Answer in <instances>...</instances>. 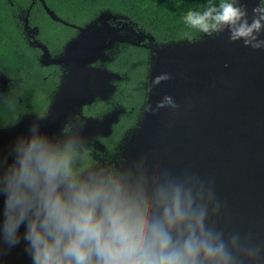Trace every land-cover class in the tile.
Returning a JSON list of instances; mask_svg holds the SVG:
<instances>
[{"label":"clouds","instance_id":"9594fccd","mask_svg":"<svg viewBox=\"0 0 264 264\" xmlns=\"http://www.w3.org/2000/svg\"><path fill=\"white\" fill-rule=\"evenodd\" d=\"M204 38L264 50V6L251 16L243 0H218L183 16ZM170 79L154 78L148 91ZM179 106L164 96L155 109ZM32 120L0 156V256L23 241L31 264H264V241L221 223L214 181L169 170L164 153L84 163L92 143L87 122L69 114L58 133ZM21 229L23 232L21 234Z\"/></svg>","mask_w":264,"mask_h":264},{"label":"flooded vegetation","instance_id":"af4514ba","mask_svg":"<svg viewBox=\"0 0 264 264\" xmlns=\"http://www.w3.org/2000/svg\"><path fill=\"white\" fill-rule=\"evenodd\" d=\"M175 1L0 0V128L45 116L58 96L63 118L87 122L84 163L110 162L144 118L157 52L202 35L160 12Z\"/></svg>","mask_w":264,"mask_h":264},{"label":"water","instance_id":"95a60500","mask_svg":"<svg viewBox=\"0 0 264 264\" xmlns=\"http://www.w3.org/2000/svg\"><path fill=\"white\" fill-rule=\"evenodd\" d=\"M243 2L250 16L257 4L264 6V0ZM160 75L170 79L150 93L147 89L146 104L155 109L169 96L179 107L144 112L139 128L125 138V155L164 153L169 170L189 169L211 178L223 204L221 223L251 229L264 241V50L245 48L242 41L228 43L226 32L217 39L202 35L163 46L152 62L148 84ZM60 106L56 96L42 129L49 135L58 133L65 120ZM35 118L0 128V156L8 154L17 137L27 135ZM2 204L0 197V210ZM24 247L21 241L7 250L0 264H31Z\"/></svg>","mask_w":264,"mask_h":264},{"label":"trees","instance_id":"16d2710c","mask_svg":"<svg viewBox=\"0 0 264 264\" xmlns=\"http://www.w3.org/2000/svg\"><path fill=\"white\" fill-rule=\"evenodd\" d=\"M177 4L180 5V8L178 11H173V10H160V12L167 17V19H173L175 16H178L180 14H184L189 10H197L201 8L202 6H205L207 3H209V0H176L175 1ZM213 3H217L218 0H211ZM264 5V3L262 4ZM202 35H200L197 39L201 38Z\"/></svg>","mask_w":264,"mask_h":264}]
</instances>
